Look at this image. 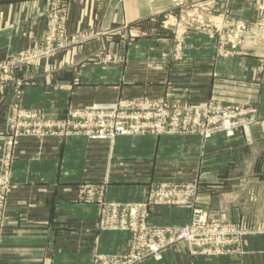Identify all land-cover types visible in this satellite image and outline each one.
<instances>
[{"label":"crops","instance_id":"0c3cea01","mask_svg":"<svg viewBox=\"0 0 264 264\" xmlns=\"http://www.w3.org/2000/svg\"><path fill=\"white\" fill-rule=\"evenodd\" d=\"M50 1L0 0V60L7 53H18L42 40ZM193 1L213 3L226 16L244 21L257 18L264 4V0ZM173 7L172 0H71L68 31L85 33L87 38L73 45L80 63L70 68L61 63L27 68L4 94L0 93V158L7 140L5 117L13 100L21 108L47 114L121 96L158 97L178 87L188 88L186 93L199 104L210 97L232 103L256 100L261 122L252 129V143L243 134L234 138L220 134L206 144L197 136L147 137L136 143L120 137L112 162L118 164L123 151L131 158L148 155L153 139L159 159L141 164L145 167L142 177L156 178L165 175L160 169L163 155L171 151L170 145H178L181 158L177 162L184 167L176 175L190 176L192 182L200 178V207L214 217L229 221L249 218L264 226V66L260 62L264 41L248 43L243 54L221 56L213 39L193 33L189 35L185 63L175 64L165 56L171 41L159 37L126 41L115 32L125 24L149 30L155 25L152 18ZM105 52H121L127 59L123 66L110 63L103 69L99 62L88 61ZM91 65L93 68H89ZM86 81L92 83L87 85ZM106 145L84 137H51L43 143L33 138L18 141L13 164L15 185L9 197L10 226L0 264H46L51 259L60 264L87 262L94 252L122 253L127 249L126 234L98 231V205L71 199L80 180L69 184L64 179L87 175L86 146H90L88 154L98 158L107 151ZM147 181L114 180L107 186V199L143 202L149 194ZM192 215L193 210L187 207L159 205L151 211L150 219L155 225L185 224ZM140 264H264V233L248 236L242 254L192 256L185 245H177L166 251L163 260Z\"/></svg>","mask_w":264,"mask_h":264},{"label":"rangeland","instance_id":"374dc122","mask_svg":"<svg viewBox=\"0 0 264 264\" xmlns=\"http://www.w3.org/2000/svg\"><path fill=\"white\" fill-rule=\"evenodd\" d=\"M172 1L174 6L173 10L150 20L155 24L153 28L151 27V29L149 30H138L136 27L130 24H125L121 28H118L115 32L122 40L126 41H133V39H143L148 37H159L160 40L166 39V41H171V48L168 52H166L165 56L168 59L170 58L167 61H171L175 64L185 63L183 62V60L185 61L184 58L187 57L186 53L188 49L187 43L189 40V35L193 33L201 36H208L210 39H213L216 42L217 52L221 56L243 54L246 51L248 43L259 39L264 41V4L257 18L251 21H244L226 16V14L221 13L217 9L215 4L210 3L211 5H208L206 4V1L187 0L185 1V4L176 3L175 0ZM70 2L71 0H51L49 2L47 12L45 13L46 30L42 40L27 49L21 50L18 53H7L0 60V93L4 94L7 89L13 85V82H16L19 76L23 74L27 68L41 66L42 64L47 63H49L51 66L61 63V65L66 68L78 66L77 64L80 63V58L78 59L77 52L75 53V48L73 47V45L82 40H86L87 38H85V33L70 34L68 31L67 10ZM33 50L37 51L35 52V57H31V55L29 54V52ZM126 59V54L124 55L121 52L117 55L105 52L104 54L99 53L96 56L91 57L90 59H88V61L92 63L99 62L100 64H98V66L103 69L108 68L110 63H115L118 67L123 66ZM260 62L261 67H263L264 55L260 58ZM89 68H93V65H91ZM102 82H108V80H103ZM85 83L88 85L92 82L86 81ZM182 90L185 91L183 92ZM186 92H189L188 88L178 87L176 88V90L171 89L169 91H166V93L162 96L158 97L147 95L121 96L117 99L108 100L105 102H96L92 104L81 105L78 107L70 106L63 112L54 114H47L45 112H42L41 110L27 109L25 107H22V109L33 110L35 112L37 111L44 117L49 119L66 120L72 110L90 106L93 104L113 103L121 100H129L132 98H146L156 101L165 100L172 106L192 107L199 114H202L205 109L204 107L212 102L220 103L225 106H256L259 114L257 124L252 126V128H250V130L248 131H246L244 128H241L235 135L236 137L238 134H243L246 136L249 143H252V140L250 138L252 129L261 122L259 103L256 100L232 103L210 97L203 104H199L188 95L189 93L187 94ZM107 97L110 98V96ZM17 105L20 106V103L17 102V100L15 102L13 100L5 117V135L7 137V140L4 143L3 154L0 158V258L1 249L4 243V236L5 233L8 232L7 229L10 226L8 223V211L10 210L9 197L11 196L12 187L13 185H15L13 182V164L16 159V145L21 138H33L39 141V143H43L45 139L51 138L47 137L40 140L34 135H25L24 131L18 129L16 126V119H18L16 111L19 107ZM192 114L194 117V112ZM184 117H186V114L184 115ZM55 131L61 133L62 129H57ZM180 131L181 133L176 134L157 135L154 133H146L145 135H130L120 137H126L131 142L136 143V140L139 141L138 139L147 137L158 139L161 137L197 136L202 140L203 144H206L215 136L220 134L224 135L227 138H231L224 133H217L211 139L206 140L198 133L195 134L184 132L182 130ZM53 138H58L60 140L67 139V137L65 136H54ZM84 138L90 140L85 136ZM117 140L114 144L109 141L96 140V142H103L107 144V151H102L101 156H98V158L92 153L88 154V152H90V146H86V155H84L86 166L84 173L87 175H85V177L70 176L67 179L66 177L64 179L66 180L65 183L69 184L80 180L78 185L75 186V194L73 193L70 195L71 199L77 203L98 205V231L121 232L126 234L128 237V247L122 253L103 254L100 252H94L90 261L64 264H97V260H99L100 257L104 258L105 256H126L130 254L131 247L134 242V233L132 232V230L116 229L112 228V226H117L118 223L120 224L124 221L127 224L134 222L137 218H134L130 214V208L134 207L135 204L145 205V213L149 214L148 219L146 217L147 223L142 224V214L144 213V209L139 211L137 220L138 222H136V224L141 230L143 226L162 230H168L173 227L180 228L182 230L185 228H191V231L193 233L192 241L182 239L175 245L168 247L167 250L177 245H185L187 251L192 256L223 257L242 254L245 251L246 238L248 236L260 234L262 232L264 233V226L255 223L252 219L244 218L238 221H229L224 217L218 218L216 216H211L208 211L198 205L200 190L199 184H201V182L199 181L200 178H195V180L192 182L190 176L176 175L177 171H180L181 168L184 167L177 162L178 159L181 158L180 149H177L178 145H170L169 148L171 151L165 153L166 155H163L162 160L160 161H163V167L161 166L160 169L163 170L162 173L164 172L165 175L158 176L156 178H148L147 176L142 177V173L144 172L145 167L141 163H144L145 161V163H148V160L159 159L157 156H155L156 151L153 139L148 145V155H134L131 158L129 156L126 157L125 152L123 151V157H118L120 158V162H118V164H114V162L112 161H114V158L117 156L115 150ZM168 142L169 141H167V143ZM173 147H175V150H173ZM99 161H101V164L98 163ZM186 168H189L188 165ZM95 171L97 172L96 176H94ZM113 175L116 176L114 177ZM114 180H131L135 182L148 180L146 182L149 187L147 200L143 202L109 201L106 196V189L108 184L112 183ZM159 205H175L187 207L193 210V215L190 221L185 224L155 225L151 222L150 214L153 208ZM148 214H146V216ZM204 216L207 218V225L201 223L199 224L198 222V219ZM223 226H228L233 229L236 228L237 233L231 236H223L221 232ZM212 227L218 228L216 230H213ZM167 250H165L164 255ZM150 259L156 260L153 257H150L145 261ZM145 261H142L140 263H143ZM46 264L60 263H56L51 259L47 261Z\"/></svg>","mask_w":264,"mask_h":264},{"label":"built area","instance_id":"2783aa9c","mask_svg":"<svg viewBox=\"0 0 264 264\" xmlns=\"http://www.w3.org/2000/svg\"><path fill=\"white\" fill-rule=\"evenodd\" d=\"M185 1L187 0H175L179 4H185ZM35 52L37 51L29 52L31 57H35ZM18 107L20 109L16 111L18 115V119L15 118L16 126L24 131L25 135H34L40 140L54 136L67 138L85 136L90 140L109 141L112 144L120 136L145 135L146 133L176 134L181 133L180 130L198 133L206 140L217 133H224L232 138L241 128L250 130L257 124L259 118L256 106H225L212 102L204 107L202 114H199L189 106H172L165 100L156 101L146 98L85 106L72 110L66 120L49 119L37 111L24 110L21 105ZM185 114L186 117H184ZM57 129H62V132H56ZM143 209L142 224H146L149 214L145 213V205L135 204L130 208V214L137 218L134 222L127 224L124 221L117 226H112L116 229L132 230L134 233L130 254L100 257L97 264H137L150 257L162 260L168 247L182 239L192 241L191 228L182 230L173 227L162 230L143 226L141 230L136 222H138L139 211ZM206 219L205 216L200 217L199 224L207 225ZM217 228L212 227L213 230ZM221 232L223 236H231L236 234L237 230L223 226Z\"/></svg>","mask_w":264,"mask_h":264}]
</instances>
